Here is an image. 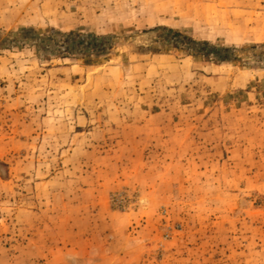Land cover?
I'll return each instance as SVG.
<instances>
[{"label":"rangeland","instance_id":"obj_1","mask_svg":"<svg viewBox=\"0 0 264 264\" xmlns=\"http://www.w3.org/2000/svg\"><path fill=\"white\" fill-rule=\"evenodd\" d=\"M0 264H264V0H0Z\"/></svg>","mask_w":264,"mask_h":264},{"label":"trees","instance_id":"obj_2","mask_svg":"<svg viewBox=\"0 0 264 264\" xmlns=\"http://www.w3.org/2000/svg\"><path fill=\"white\" fill-rule=\"evenodd\" d=\"M158 29H161L163 31L168 32V30L166 28L158 27L155 30H158ZM56 35H57L56 33H53L50 37L53 38ZM59 35H60V33H59ZM176 35L179 36V37H183L180 34H176ZM82 39L91 40V49L88 50V51L97 55L99 53H103V50H104L105 46L107 45L106 43H107V41L109 39V36L108 37H106V36H96V35L91 34V35H86V36H84L82 38L81 37L78 38V40H82ZM200 45L211 47V45L209 43H200ZM177 46L185 49V45L182 44V43H178ZM212 48H214L215 52L217 51L216 55H217V57H219V60L226 61V60L229 59L228 56H226V57L219 56L220 52L221 53H222V51L226 52L228 49H226V48L225 49L224 48H217V47H212ZM190 51H194V50H190ZM197 51H198L197 54L203 56L205 59H210L209 54L207 52H205L203 49H200V50H197ZM83 53H85V52H83Z\"/></svg>","mask_w":264,"mask_h":264}]
</instances>
